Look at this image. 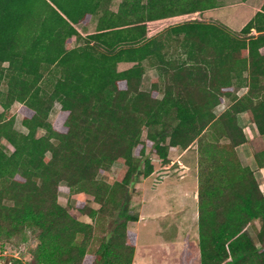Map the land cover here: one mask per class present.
Here are the masks:
<instances>
[{
  "label": "trees",
  "instance_id": "1",
  "mask_svg": "<svg viewBox=\"0 0 264 264\" xmlns=\"http://www.w3.org/2000/svg\"><path fill=\"white\" fill-rule=\"evenodd\" d=\"M65 2L0 0V247L14 237L37 241L35 264H133L137 234L115 216L129 184L154 172L149 159L141 160L147 147L169 164L170 150L197 143L201 264H264V195L237 153L247 139L235 117L259 88L251 84L245 98L233 96L230 110L215 114L232 96L223 70L252 67L253 21L231 34L192 20L148 38V22L213 9L216 1L126 0L120 13L105 9L96 32L84 38L76 26L104 0ZM74 38L84 43L67 49ZM145 62L158 71L150 91L142 90ZM121 63L128 69L120 71ZM52 78L47 92L42 84ZM15 103L28 133L14 129ZM56 103L61 108L51 123ZM260 107L250 120L263 136ZM114 165L121 170L111 185L105 178ZM74 193L100 209L78 201L73 210L97 218L98 227L108 222L92 250L95 226L59 202L60 194Z\"/></svg>",
  "mask_w": 264,
  "mask_h": 264
},
{
  "label": "rangeland",
  "instance_id": "2",
  "mask_svg": "<svg viewBox=\"0 0 264 264\" xmlns=\"http://www.w3.org/2000/svg\"><path fill=\"white\" fill-rule=\"evenodd\" d=\"M77 1V0H75ZM93 0H79V3L91 4ZM126 0H104V5L98 13L86 17V21L76 26L77 30L87 38L96 32V28L104 10L108 12H121L123 2ZM130 1V0H127ZM133 1V0H131ZM138 2L140 0H137ZM143 3L148 0H142ZM65 4L74 5L73 0ZM70 7L67 8L68 11ZM110 17V16H108ZM188 20V19H187ZM179 20H169L157 23H147L146 31L148 38H155L168 28L180 24ZM80 40V39H79ZM74 38L66 44L67 49L77 47L84 41ZM171 53V49H169ZM175 53L172 54V56ZM170 57V56H169ZM147 71L152 68L145 62ZM151 69V70H150ZM153 73H145L143 78L144 86L142 90L150 91L151 79L158 76V71L153 69ZM54 75V74H53ZM43 82L42 86L47 92L52 91L55 78ZM162 98V96H160ZM20 103H15L11 108V113L15 117L14 129L28 133L23 126V115L20 113ZM61 106L56 103L51 112L49 121L55 123L58 119ZM45 134L44 130L37 132V137ZM147 132H144L143 139ZM9 147L6 141L3 142ZM11 148V147H10ZM11 150V149H10ZM169 164H163L159 157L153 153L150 145L146 149L143 159H149L155 169L151 176L132 181L126 191L122 206L116 213L115 220L118 224L127 222L128 228L137 234V244L134 254L133 264H201L199 246V156L197 143L193 144L188 150H170ZM144 166V163L141 164ZM120 165H114L106 175V182L113 184L116 182ZM197 193V197H196ZM85 203L89 208L99 211L100 206L96 204L92 197L86 194H60L59 202L65 206L69 212L80 222L90 223L94 228V241L90 249L97 248L100 244L99 237L106 232L107 221L101 220L102 227H98L99 220L91 219L82 215L79 211L73 210L77 202ZM136 218L137 221H130ZM250 235L255 238L252 229L248 228ZM38 246V242H22L14 237L4 242L3 248L0 247V264H35L33 251Z\"/></svg>",
  "mask_w": 264,
  "mask_h": 264
},
{
  "label": "crops",
  "instance_id": "3",
  "mask_svg": "<svg viewBox=\"0 0 264 264\" xmlns=\"http://www.w3.org/2000/svg\"><path fill=\"white\" fill-rule=\"evenodd\" d=\"M217 6L203 12L183 13L176 17L151 21L148 23H157L169 20H179L184 23L192 20H202L207 23H215L219 26L226 27V33H240L250 22L254 26L248 34L249 39L255 41L251 50L252 67L248 62L246 67L241 63L237 71H230L225 68L221 76H225V88L231 92V97H224L221 103L216 107L215 114L217 117L228 112L234 105L233 96L243 99L248 95L249 87L254 84L260 92H256L253 98L249 99L244 105L240 106L235 112L237 125L243 130L247 142L237 148V153L242 164L249 167L254 173L260 184V190L264 195V135L258 133L256 126L250 118L254 112V106L262 102L264 104V0H215ZM188 19V20H187ZM178 25V24H177ZM242 39L244 36H241ZM242 53V52H241ZM250 51L248 50V54ZM250 59V57L248 58ZM145 69L147 68L144 63ZM119 70L128 69L129 65L119 64ZM147 71L150 74L154 71ZM251 70L253 74L251 75ZM146 76L144 75L143 78ZM153 78L151 79L152 82ZM253 81V82H252ZM144 83L142 84V88ZM147 89V88H145ZM144 89V90H145ZM258 91V90H256ZM264 108H259L258 113L263 114ZM252 111V112H251ZM233 113V112H232ZM255 115L256 112L254 113ZM197 197V193H196Z\"/></svg>",
  "mask_w": 264,
  "mask_h": 264
}]
</instances>
